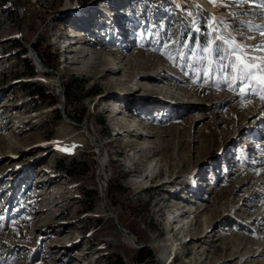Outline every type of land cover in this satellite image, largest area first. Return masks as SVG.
<instances>
[{
	"label": "rangeland",
	"instance_id": "rangeland-1",
	"mask_svg": "<svg viewBox=\"0 0 264 264\" xmlns=\"http://www.w3.org/2000/svg\"><path fill=\"white\" fill-rule=\"evenodd\" d=\"M257 26L232 0H0V264H264V99L230 39Z\"/></svg>",
	"mask_w": 264,
	"mask_h": 264
},
{
	"label": "snow or ice",
	"instance_id": "snow-or-ice-1",
	"mask_svg": "<svg viewBox=\"0 0 264 264\" xmlns=\"http://www.w3.org/2000/svg\"><path fill=\"white\" fill-rule=\"evenodd\" d=\"M214 6H223L226 0H209ZM233 5L239 4L243 6L248 4L255 8H258L262 14H264V0H232ZM209 20L211 21L210 27L213 28L214 32L217 33V39L219 37L218 32L220 26L224 24V20L220 17L210 16ZM259 28L260 34L264 35V26H257ZM197 33L200 32L199 28H196ZM253 37L249 36L248 39ZM232 39L234 47L231 49L232 55L234 57V63L232 67L239 73L237 76L238 79L250 82L247 83V87H242L239 89L238 94L247 96L251 91L252 87L258 85V90L253 92V95H260L261 99H264V55H259L258 53H264V42H260L255 45H249L244 42L243 37L241 36L240 40ZM198 42V39H197ZM205 52H211L207 46L204 48ZM167 54V53H165ZM169 58L172 59L169 55Z\"/></svg>",
	"mask_w": 264,
	"mask_h": 264
},
{
	"label": "trees",
	"instance_id": "trees-1",
	"mask_svg": "<svg viewBox=\"0 0 264 264\" xmlns=\"http://www.w3.org/2000/svg\"><path fill=\"white\" fill-rule=\"evenodd\" d=\"M2 1L5 4L7 3V0H2ZM194 35L197 37L198 34L194 33ZM218 40L222 42L221 39H218ZM33 48L37 51V48L35 46H33ZM23 52L26 53L25 50H23ZM38 56L40 57V60L42 61L44 66L47 67V64H46V61L44 60V58L39 53H38ZM28 65H29V69H30V76H32L34 74V72H35V65L33 64V61L29 60V59H28ZM29 86H30L29 89L32 91L31 93H33V95H37L38 97H42L43 96L44 90L42 88L35 86V84H29ZM33 87H34V89H33ZM64 89H65V92H64L65 97H69V95H70L69 88L68 87H64ZM72 121H74L76 123H81L80 121L78 122V121H75L73 119H72ZM60 169L65 171L67 174H70V175H72V173H73L71 168L69 166H67V165L60 166ZM139 254L142 257L140 260H138L140 264H143V263L153 259L152 253L146 248L140 249ZM119 264H123L121 262V260H120Z\"/></svg>",
	"mask_w": 264,
	"mask_h": 264
},
{
	"label": "water",
	"instance_id": "water-1",
	"mask_svg": "<svg viewBox=\"0 0 264 264\" xmlns=\"http://www.w3.org/2000/svg\"><path fill=\"white\" fill-rule=\"evenodd\" d=\"M9 1H11L12 2V0H9ZM27 49H28V51H29V53H30V57L32 58V60L34 61V63H35V65L41 70V71H43V72H47V70H46V67L44 66V64L42 63V61H40V59L38 58V54H37V52L34 50V48L32 47V46H29V47H27ZM64 107V105H63V103H62V108ZM64 115H65V113H64ZM66 116V115H65ZM91 138V137H90ZM102 195L103 196H105L104 195V189L102 188ZM104 198V197H103ZM105 200V199H104ZM107 206H108V208H110V204L109 203H107ZM118 223V226H119V229H120V231L125 235V236H127L129 239H131L132 240V242H133V244L135 245V246H137V247H140V248H142V247H145L144 246V244H141V243H139L137 240H136V238L134 237V235L131 233V232H129V231H127L123 226H122V224L118 221L117 222Z\"/></svg>",
	"mask_w": 264,
	"mask_h": 264
},
{
	"label": "bare ground",
	"instance_id": "bare-ground-1",
	"mask_svg": "<svg viewBox=\"0 0 264 264\" xmlns=\"http://www.w3.org/2000/svg\"><path fill=\"white\" fill-rule=\"evenodd\" d=\"M35 50V49H34ZM36 51V50H35ZM38 56V55H37ZM38 58L40 59V57L38 56ZM41 61V60H40ZM253 111L251 110V113H252ZM147 137H150V135H146ZM126 146H131L130 145V141H128L127 142V144H126ZM135 146V145H134ZM134 146H132V147H134ZM135 148V150L136 149H138V147L136 148V147H134ZM142 153L144 154L143 156H145V154L147 155V154H150L151 152L149 151V150H147V149H142ZM182 231V230H181ZM128 239V242H129V244H131L132 246H133V242H132V240L131 239H129V238H127Z\"/></svg>",
	"mask_w": 264,
	"mask_h": 264
}]
</instances>
